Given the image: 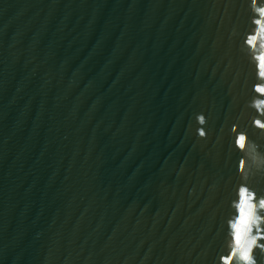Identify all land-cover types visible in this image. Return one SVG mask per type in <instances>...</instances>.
<instances>
[{"label":"water","instance_id":"95a60500","mask_svg":"<svg viewBox=\"0 0 264 264\" xmlns=\"http://www.w3.org/2000/svg\"><path fill=\"white\" fill-rule=\"evenodd\" d=\"M261 125L264 0H0V264H264Z\"/></svg>","mask_w":264,"mask_h":264},{"label":"clouds","instance_id":"9594fccd","mask_svg":"<svg viewBox=\"0 0 264 264\" xmlns=\"http://www.w3.org/2000/svg\"><path fill=\"white\" fill-rule=\"evenodd\" d=\"M261 206H264V201H261ZM252 243H255V240H253ZM244 259L246 261H249V264H254V261L250 260L247 251H245V253H244Z\"/></svg>","mask_w":264,"mask_h":264},{"label":"snow or ice","instance_id":"6c2138e0","mask_svg":"<svg viewBox=\"0 0 264 264\" xmlns=\"http://www.w3.org/2000/svg\"><path fill=\"white\" fill-rule=\"evenodd\" d=\"M257 123H259V122H257ZM261 126L264 127V125H261ZM243 139H244V137L241 136V137H240V140L243 141ZM260 247H261V248H264V244L260 245Z\"/></svg>","mask_w":264,"mask_h":264}]
</instances>
